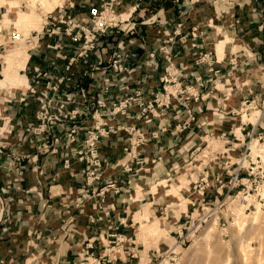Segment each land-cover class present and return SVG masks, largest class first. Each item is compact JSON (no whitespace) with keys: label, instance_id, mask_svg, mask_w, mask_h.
<instances>
[{"label":"crops","instance_id":"0c3cea01","mask_svg":"<svg viewBox=\"0 0 264 264\" xmlns=\"http://www.w3.org/2000/svg\"><path fill=\"white\" fill-rule=\"evenodd\" d=\"M118 12L134 23V32L106 37L79 74L70 72L74 83L53 79L65 61L50 50L61 40L46 34L49 21L29 40L36 44L27 53L2 56L0 264H69L84 247L100 255L104 248L120 250L114 260L124 264L151 263L161 255L163 242L148 237L164 236L169 225L179 237L188 219L193 221L201 200L195 185L200 171L227 178L250 130L264 129L261 121L238 123L231 116L249 98H258L263 87L264 0H121ZM78 15L85 17L87 11ZM128 41L136 57L131 73L113 76L92 68ZM162 46L175 71L174 76L167 70L168 83L162 82L168 64L159 52ZM8 86L23 88L3 90ZM138 90L141 101L151 104L144 117L138 116L137 105L124 117L108 114L115 97ZM97 99L106 107L95 113ZM61 102H67V113L80 115L65 118L66 112L57 109ZM45 106L59 118L36 135ZM95 126L115 131L100 137L99 177L87 184L86 162L74 150L82 148L86 130ZM72 128L77 130L74 142ZM140 135L145 141L132 149L143 160L139 165L128 152ZM210 186L213 199L215 187ZM176 190L178 195L172 194Z\"/></svg>","mask_w":264,"mask_h":264},{"label":"built area","instance_id":"2783aa9c","mask_svg":"<svg viewBox=\"0 0 264 264\" xmlns=\"http://www.w3.org/2000/svg\"><path fill=\"white\" fill-rule=\"evenodd\" d=\"M120 4L121 0H62V3L53 9L54 13L49 14L48 17L49 25L52 28L46 30V34L49 37L53 35L59 36L61 41L55 45V51L57 52L54 55L56 58H61L65 61L59 67L56 77L53 76L56 84L71 81V77L68 75L72 70H75V74H79L81 68L88 65L90 56L102 50L101 48L106 37L116 32H121L125 35L134 32V23H130L128 18L126 20L121 18L122 15L118 12ZM76 7L87 8V15L85 17L78 15L75 18H71L70 11ZM65 18L67 20H64ZM123 24L126 25L123 26ZM12 35L14 36V34ZM130 45L129 41L127 43L119 42L107 61L96 64L92 68L100 71L101 74L111 71L113 76L131 73L133 71V63L136 62V57L131 54ZM48 47L50 48V46ZM159 52L163 54L168 63L165 71L166 75L162 78V82L168 83L172 75L167 70L174 71L170 53L165 50L164 46L159 48ZM154 56V52L148 53V58L152 59ZM209 65L210 67L212 66L211 63ZM59 72H64L66 75H58ZM174 73L175 71L173 72L175 76ZM103 80L104 83L109 82L108 78H104ZM53 89L56 90V87H53ZM107 91L108 88H104V92ZM164 91H166L165 88ZM141 97V90L133 91L129 96L115 97L111 102L108 114L110 116L119 115L124 117L137 105L140 108L138 116L144 117L151 110V104L145 105L141 101ZM164 98L167 100L168 94ZM155 102L159 105L161 101L155 100ZM66 104L67 102H61L57 109L66 112ZM95 106V113H97V110L99 111L106 107V102L102 99H97ZM58 115L50 110V106L43 107L38 113L41 125L34 129L36 135L45 132L49 123L58 121ZM78 115H80V112L77 111L66 112L65 118L75 119ZM114 131L112 127H108L107 130L99 128V126L88 129L85 132L82 148L74 150L78 159L86 162L85 179L87 184L99 177L101 161L96 146L100 137ZM76 132L75 128L69 131L70 140L73 142L75 141ZM247 136L248 143L243 153L236 158L233 164L235 166L234 171L231 174H227V178L220 174L210 175L207 171H200V177L195 183L196 189L201 196L200 203L195 209L196 215L193 218L196 222V228L205 225L211 220H216V226L224 232L228 225V220H232L231 216L226 217L224 213L235 199L244 207V212L255 211L257 206L264 211V129L260 131L250 130ZM254 139L257 141L258 148L260 149L259 153L252 157L249 144ZM144 141L142 135L131 140V147L128 152L131 158H137V155L133 154L132 149ZM136 163L139 165L144 164L142 159H136ZM127 170L131 171L129 168ZM15 172L18 176L21 175L22 171L19 166L15 168ZM210 182L215 187L216 196L213 199H209L208 197V190L211 187ZM105 261L103 257L93 258L92 264H105Z\"/></svg>","mask_w":264,"mask_h":264},{"label":"rangeland","instance_id":"374dc122","mask_svg":"<svg viewBox=\"0 0 264 264\" xmlns=\"http://www.w3.org/2000/svg\"><path fill=\"white\" fill-rule=\"evenodd\" d=\"M61 2L62 0H0L1 80L4 77L1 75L2 56L10 53L18 54L22 51L27 53L28 49L36 44V39L33 40L34 43L29 40L36 34H42V28L48 21L49 14L54 13L53 9ZM84 11H87V8L76 7L70 11V16L75 18L77 14ZM13 20L16 24L11 22ZM55 45L57 44H52L50 50H56ZM197 61L200 62L201 59L199 58ZM17 73L22 75L24 72L19 69ZM70 77L71 81L68 82L74 83L73 76ZM32 78L34 79V77ZM8 88L11 87L8 86L3 90ZM22 88L11 89L12 92H15ZM239 108L237 109L238 114H231L232 117H238V123L242 121L256 125L261 121L264 125V80L260 96L249 98L248 102L243 103V106L240 105ZM210 143L213 144L212 141ZM255 145L257 144L254 142L251 145L253 150ZM172 194L178 195L177 190ZM243 210L244 207L236 199L228 206L224 214L226 217L231 216L232 220H228L224 232L216 226V220H211L196 228V222L193 220L190 223V219H188L189 224L186 226L188 229L184 230V233L179 237L174 229L170 231L172 225L166 226L164 236L148 237V241L159 242L161 240L163 242L159 247L161 255L155 254L149 264H264V211L257 207L252 212ZM258 210L260 212L255 221L254 213ZM195 215L196 213H194ZM62 224L64 225V223ZM69 224L71 223H67V227ZM117 240V237L113 238L114 243L110 246H115ZM84 248L75 254L77 259L71 260L69 264H92L93 258L100 257L106 260L105 264H124L119 260H114V256L120 254V250H108L110 249L108 247L107 250L104 248V254L100 255L89 250L90 248Z\"/></svg>","mask_w":264,"mask_h":264},{"label":"bare ground","instance_id":"6f19581e","mask_svg":"<svg viewBox=\"0 0 264 264\" xmlns=\"http://www.w3.org/2000/svg\"><path fill=\"white\" fill-rule=\"evenodd\" d=\"M61 3H62V2H61ZM9 58H10V57H9ZM12 58H13V57H12ZM11 61H12V60H10V62H11ZM13 61H14V60H13ZM13 61H12V62H13ZM8 62H9V61H8ZM10 62H9V63H10ZM14 63H15V61H14ZM11 65H12V64H11ZM11 65H10V66H11ZM8 67H9V66H8ZM9 69H10V68H9ZM10 70H11V69H10ZM4 76H5V73H4ZM6 77H7V78H10V77H8L7 74H6ZM7 80H8V79H7ZM9 80H10V79H9ZM253 142L257 144V141H256L255 139L249 144V147H250V149H251V155H252V157L256 156V154L259 153L258 151H259V149H260V148H258V144H257V145H255L256 147L254 146L255 149L253 150V149L251 148V145H252ZM236 200H237V199H236ZM257 208L260 210V208H259L258 206H257ZM259 210H258L257 212L254 213V217H253V219H254L255 221L258 219V214H259V212H260ZM253 227H254V226H253Z\"/></svg>","mask_w":264,"mask_h":264}]
</instances>
